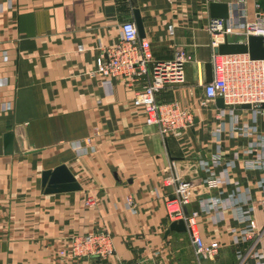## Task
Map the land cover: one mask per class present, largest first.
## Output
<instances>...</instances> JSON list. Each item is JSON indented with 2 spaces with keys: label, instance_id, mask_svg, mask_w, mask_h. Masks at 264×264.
<instances>
[{
  "label": "crops",
  "instance_id": "obj_1",
  "mask_svg": "<svg viewBox=\"0 0 264 264\" xmlns=\"http://www.w3.org/2000/svg\"><path fill=\"white\" fill-rule=\"evenodd\" d=\"M231 4L233 0H219ZM249 19L254 0H243ZM263 1V0H259ZM208 0H0V264H237V251L258 249L264 231V199L255 180L257 170L243 167L240 154L232 180L249 188L256 229L238 245L229 229L240 227L231 210L214 222L200 213L198 228L206 241H217L213 257H198L187 231L166 229L172 221L165 202L180 186L189 202L185 212L199 209V200L222 197L230 186L208 188L198 160L209 158L220 121L214 101L199 105L211 56L206 30ZM137 8L156 60L182 49L190 58L185 82L166 84L158 102L191 106L193 123L179 135L161 136L145 124L141 108L132 104L143 82L113 78L103 85L94 75L96 58L115 43L120 24L134 22ZM135 23V22H134ZM249 115L248 110L241 112ZM220 143L225 160L241 151L250 138L230 137L228 118ZM264 127V115L259 128ZM15 132L11 152L4 134ZM90 137L93 150L78 155L75 147ZM254 138V137H252ZM65 164L80 189L44 193L41 172ZM173 175L176 182L164 184ZM93 197V203L87 202ZM130 197L135 212L125 208ZM105 229L112 235L114 255L73 259L58 255L70 236ZM261 241L264 242V232ZM248 260H251L249 257Z\"/></svg>",
  "mask_w": 264,
  "mask_h": 264
},
{
  "label": "built area",
  "instance_id": "obj_2",
  "mask_svg": "<svg viewBox=\"0 0 264 264\" xmlns=\"http://www.w3.org/2000/svg\"><path fill=\"white\" fill-rule=\"evenodd\" d=\"M219 2V0H208ZM227 18L210 17L206 30L210 35L211 80L198 83L203 87V95L199 105L204 106L210 101L221 97L224 107L218 109L220 121L213 131L217 139L214 153L209 158L198 160V165L206 175L202 182L208 188L230 186L231 191L222 197L220 190L217 195H210L199 200V209L190 213L185 212L189 202L182 194L180 186L176 188L174 197L166 200L167 215L170 220L182 219L189 234L190 241L198 257H213L217 254L219 243L206 242L200 235L198 216L200 213L210 215L214 222L224 219V211L231 210L233 218L240 227L229 229L231 242L240 244L252 237L256 229V220L252 216L254 206L250 204L249 188H244L237 180H232L230 171L235 167V161L240 154L245 155L243 167L247 170L259 171L255 180L264 199V127L259 128V118L264 115V59H253L248 53L219 54L214 49L223 42L225 34L260 35L264 37V0H254L253 18L249 19L243 0H233L228 4ZM0 59L7 60L8 54L0 50ZM190 58L178 50L170 59L156 60L150 51V43L145 38H139L136 25L131 20L120 24L119 36L115 43L105 48L96 58L94 75L101 79L103 85L112 84L113 78H123L130 83L142 81L143 85L133 97L132 104L141 108L144 122L154 126L161 136L168 134L179 135L193 123L194 113L191 106L183 105L175 100L161 103L156 100L155 94L166 84H181L185 82V65ZM248 104L245 108L243 105ZM248 110L249 115L241 112ZM228 118V133L230 137L250 138L241 151H235L232 157L225 160L223 157L221 133L225 130L223 118ZM254 137V138H252ZM90 137L75 147L78 155L93 150ZM176 182L173 175L164 178V184ZM94 198L88 197L87 202L93 203ZM125 208L133 212L130 197L125 199ZM262 231L257 242L258 249L250 250L247 254L237 251V264H264V242L261 241ZM58 255L73 259L97 258L104 259L114 255L112 235L108 230L101 229L84 234L70 236L68 245L58 251ZM251 260H248L247 258ZM117 264H125L118 262ZM129 264H141L135 261Z\"/></svg>",
  "mask_w": 264,
  "mask_h": 264
},
{
  "label": "water",
  "instance_id": "obj_3",
  "mask_svg": "<svg viewBox=\"0 0 264 264\" xmlns=\"http://www.w3.org/2000/svg\"><path fill=\"white\" fill-rule=\"evenodd\" d=\"M211 17L227 18L229 6L227 2H210L208 5ZM134 22L137 28L139 38L144 37V29L139 10L134 8ZM219 54L230 53H248L253 59H264V37L260 35H245V34H225L223 42H221L215 49ZM205 75L207 82L211 80V64H205ZM218 107H224L221 97L215 99ZM264 107V104H262ZM243 107L248 108L249 105L245 104ZM15 132H7L4 134L5 151L8 153L12 150V141ZM41 185L44 193H59L69 192L80 189V184L70 172L65 164H60L53 169L43 170L41 172ZM169 231L185 232L186 226L182 219L171 221L166 233Z\"/></svg>",
  "mask_w": 264,
  "mask_h": 264
}]
</instances>
